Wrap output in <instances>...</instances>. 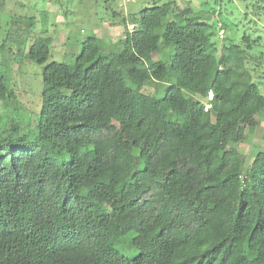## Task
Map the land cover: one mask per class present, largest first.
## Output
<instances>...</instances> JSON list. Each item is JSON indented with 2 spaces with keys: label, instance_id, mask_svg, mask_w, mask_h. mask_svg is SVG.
<instances>
[{
  "label": "trees",
  "instance_id": "16d2710c",
  "mask_svg": "<svg viewBox=\"0 0 264 264\" xmlns=\"http://www.w3.org/2000/svg\"><path fill=\"white\" fill-rule=\"evenodd\" d=\"M206 16L147 8L118 44L89 36L52 63L53 39L30 44L34 18L13 16L0 103L10 58L45 68L36 123L0 113V264H264V149L237 148L264 131V53L219 46Z\"/></svg>",
  "mask_w": 264,
  "mask_h": 264
},
{
  "label": "rangeland",
  "instance_id": "374dc122",
  "mask_svg": "<svg viewBox=\"0 0 264 264\" xmlns=\"http://www.w3.org/2000/svg\"><path fill=\"white\" fill-rule=\"evenodd\" d=\"M169 2L177 3L182 10L191 8L194 12L205 11L206 18L216 26L219 46L224 44L226 36L240 43L244 35H247L261 43L250 49L251 56L256 60L260 52L264 53V15L258 14L256 17L254 9L248 6L250 0H0V46L4 43L7 25L13 16L33 17L30 44L36 37L52 38L49 63L65 62L77 56L81 43L89 36L101 38L107 45L118 44L125 37L124 20L132 31L135 28L134 18L140 12ZM215 9V13L211 12ZM21 25L24 28V24ZM15 53L24 56L17 50ZM153 59L158 61L160 56L156 54ZM2 61L4 59L0 54V64ZM9 66L11 89L16 98L8 101L5 106L0 103V113L9 114L10 108L21 107L26 115H30L34 125L35 114L40 112L41 107L42 74L45 67L28 60L20 65L13 58L9 59ZM147 91L153 94L155 90L149 88ZM261 91L264 93V85H261ZM237 148L246 156L247 164L251 163L258 152L264 149L263 127L247 129L246 140Z\"/></svg>",
  "mask_w": 264,
  "mask_h": 264
}]
</instances>
